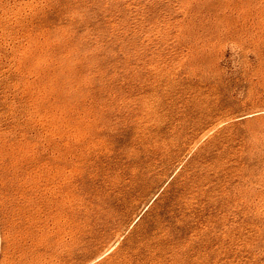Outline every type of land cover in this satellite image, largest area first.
<instances>
[{
	"label": "rangeland",
	"instance_id": "rangeland-1",
	"mask_svg": "<svg viewBox=\"0 0 264 264\" xmlns=\"http://www.w3.org/2000/svg\"><path fill=\"white\" fill-rule=\"evenodd\" d=\"M0 264H264V0H0Z\"/></svg>",
	"mask_w": 264,
	"mask_h": 264
}]
</instances>
